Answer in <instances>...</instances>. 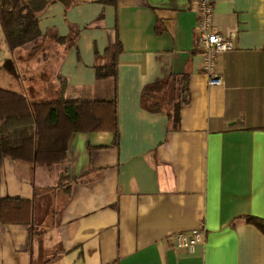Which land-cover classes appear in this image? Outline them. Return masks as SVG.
Masks as SVG:
<instances>
[{"label":"crops","instance_id":"1","mask_svg":"<svg viewBox=\"0 0 264 264\" xmlns=\"http://www.w3.org/2000/svg\"><path fill=\"white\" fill-rule=\"evenodd\" d=\"M48 1L39 48L11 52L0 25V89L110 99L113 81L94 65L118 42V134L74 133L49 170L0 150V200L32 199L28 223L0 220V264H264V234L245 221L264 220V0H215L210 31L235 47L219 57V86L201 69L193 0ZM172 75L176 130L170 89L159 112L142 105L143 89ZM193 231L204 235L193 251L174 245Z\"/></svg>","mask_w":264,"mask_h":264},{"label":"trees","instance_id":"2","mask_svg":"<svg viewBox=\"0 0 264 264\" xmlns=\"http://www.w3.org/2000/svg\"><path fill=\"white\" fill-rule=\"evenodd\" d=\"M114 4L115 0H99ZM48 0H0V25L6 45L11 52L24 47L37 49L45 37L38 27L39 14ZM69 47L75 45V37L59 38ZM121 51L116 42L104 53L103 64L94 65L97 80L111 79L114 85L112 98L106 100H56L32 101L24 94L0 89V150L4 158L44 169L63 164L68 157V142L74 133L109 132L115 138L117 126V58ZM99 59V58H98ZM179 78L145 87L142 105L150 112H159L155 100L162 89H170L167 105L168 118L173 129H178L179 103L176 88ZM186 85L183 92H186ZM185 94V93H184ZM166 103V102H165ZM32 199L7 197L0 200V220L28 223ZM264 234V220L246 217Z\"/></svg>","mask_w":264,"mask_h":264},{"label":"built area","instance_id":"3","mask_svg":"<svg viewBox=\"0 0 264 264\" xmlns=\"http://www.w3.org/2000/svg\"><path fill=\"white\" fill-rule=\"evenodd\" d=\"M198 16L195 30L203 48L201 55V69L208 77V85L219 86L222 84L218 68L219 57L235 49L230 37L211 32L215 0H193ZM174 245L179 249L193 251L204 240L202 232H180L172 236Z\"/></svg>","mask_w":264,"mask_h":264},{"label":"rangeland","instance_id":"4","mask_svg":"<svg viewBox=\"0 0 264 264\" xmlns=\"http://www.w3.org/2000/svg\"><path fill=\"white\" fill-rule=\"evenodd\" d=\"M2 40H3V37H2L1 31H0V45H1ZM62 44L63 43H61V42L55 43V44H53V47H54V49H58V48H61L62 47Z\"/></svg>","mask_w":264,"mask_h":264}]
</instances>
